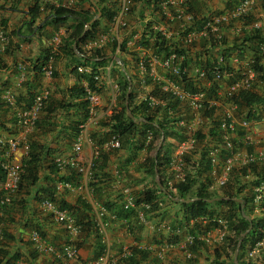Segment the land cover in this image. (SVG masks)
I'll return each mask as SVG.
<instances>
[{
  "label": "crops",
  "instance_id": "0c3cea01",
  "mask_svg": "<svg viewBox=\"0 0 264 264\" xmlns=\"http://www.w3.org/2000/svg\"><path fill=\"white\" fill-rule=\"evenodd\" d=\"M165 1L170 0H0V47L4 46V50L0 51V138L25 139L27 144L32 142L43 145L46 149L42 154L45 165L54 164L57 158H71L75 155L78 157L80 164L85 168L84 172L78 173L73 168L59 167L56 164L59 172L55 177L50 175L47 169L39 171L38 186L45 184L43 177L46 176L58 180L53 189L52 201L61 209L67 210L86 228L84 234L72 241L78 250L79 259H67L59 251L62 245L68 242L67 230L43 207V200L36 198V187L18 191L12 204L0 207V264H4L5 260L16 254L18 257L12 259L11 263L18 259L22 264H88L94 262L103 252L110 253V256L117 255L123 246L133 249V258L117 264H226L230 261L227 256L229 248H226V253L223 251L227 247V235H232L229 218H224L228 228L223 240L212 244L196 241L187 247L186 237L193 229L191 220L181 221L182 210L176 203L177 200L168 201L156 191L158 176L164 181L168 176V160L174 150L170 151V148L173 145L175 148L186 136L188 138L189 132L177 130L176 127H166L165 139L162 138L158 144H153V148H150V140L147 139L149 130L141 135L140 129L130 135L128 140H123L117 149L107 148L105 143L113 134L115 122L111 116L124 105L118 86L119 71L125 69L130 77L132 108L136 109L135 117L139 120V128H145L141 125L143 119L140 118L144 113L142 106H147L145 97L152 94L155 88L159 90L158 86L167 83L171 77L160 65L165 52L159 51L156 46V41L159 42L160 39L155 38L154 34L158 31L162 37L164 31L170 34V39L165 38L166 45H169L170 49L176 48L182 56L190 78V85L185 88L194 91L215 88L218 99L212 117L198 119L186 103L175 102L171 113L160 111L153 116L154 125L164 124L166 121L169 126L172 120L174 123L177 118L183 117L192 125L195 124L194 128H198L197 134L199 130L204 134L209 132L214 125L212 122L219 121L229 109L228 102L224 101L225 89L232 81L244 76L249 69L254 71V90L264 97V83L258 78L260 73L253 69L255 65H259L264 70V56L261 54V49L264 48V0H256L248 14L222 22L220 39L209 31L190 45L183 43L185 22L169 18L164 11ZM240 1L192 0L190 5H187L188 14L193 18L192 22L190 21L191 28L200 29L214 17L228 14ZM96 2L114 13L118 11L121 3H126L128 10L122 18L125 25L122 27L118 21H108L105 16H98ZM175 4L178 6V3ZM175 4L167 6V10H176ZM35 5L38 6L39 12L37 17L32 19L29 11ZM58 5L88 11L95 14L94 17L99 20L98 34L94 39L80 45L83 53H78L74 44L73 53L63 48V39L75 24V18L68 17L65 22L53 23L50 15ZM101 34L107 35L108 41L99 45L95 41ZM57 35L60 37L59 45L55 43ZM97 49L112 61L103 66L85 62L84 55ZM51 53L53 75L47 77L39 67ZM153 55L160 61L152 64V74L143 72L138 61L150 60ZM114 56L120 58L124 69L112 58ZM218 60L222 61L224 68L222 79L214 80L200 76L201 70L212 67ZM88 66L95 69V74L109 77L98 89L99 102L94 113L89 111L84 91L96 88L97 83L88 72H80L77 69ZM42 90L48 92L44 109L40 112L35 127L26 130L17 122L18 113L26 109L34 96ZM5 91H10L15 97L14 108L7 107L2 100ZM163 107L165 106H160ZM254 122L251 144L245 142L244 135H232L233 141L239 145L242 152L264 149V115ZM78 136L81 138V149L76 154L74 143ZM200 141L197 140L193 151L186 155L188 159L191 157L190 162L195 164H191L186 177L204 181V175L208 178L210 176L203 171H208V166L205 160H201L204 144ZM96 148L100 149L97 157L94 156ZM29 150V145L27 151L23 146L17 147L12 158L23 161ZM157 152L161 165L159 174L155 172L154 175L149 172V160L154 158ZM5 158V147L0 144V160ZM250 166H255V173L260 172L262 175L264 164ZM249 167L246 168L247 172ZM249 173L251 175L247 174V177L253 178V171ZM231 175L233 177V173ZM244 182L241 178V184ZM123 187H128L131 194L138 199H143L147 192H151L157 197L156 200L162 201L163 207L159 212H148L147 221L139 223L136 210H133L134 213L121 211ZM209 188L210 186H207L208 190ZM249 189L246 186L238 195L248 196L251 192ZM103 206L108 212L101 218L99 209ZM253 207L255 215H263L264 207L259 206L257 202H253ZM217 208L214 205L210 210L215 212ZM223 209H220V212ZM112 214H115L116 218H112ZM212 216L223 217L217 213ZM199 218L196 222V232L215 237L220 230V224L208 221L206 217ZM101 225L100 240L96 233ZM176 225L177 231L171 228ZM33 230L39 231L46 244L55 249L54 253L35 248L30 239ZM167 239H170L168 242L172 241L174 246L167 249L166 253H161L159 246ZM247 246L248 244L243 246L241 255ZM215 249H218L219 256L214 252ZM247 252L249 256L251 248ZM249 257H252V264H264V243Z\"/></svg>",
  "mask_w": 264,
  "mask_h": 264
},
{
  "label": "built area",
  "instance_id": "2783aa9c",
  "mask_svg": "<svg viewBox=\"0 0 264 264\" xmlns=\"http://www.w3.org/2000/svg\"><path fill=\"white\" fill-rule=\"evenodd\" d=\"M188 0H170L165 1L164 11L169 16V18H174L177 20H182L185 22V26L183 28V43L190 45L192 44L198 37L206 35L209 31L215 33L217 39H220L219 30L222 22L227 21L232 18H239L246 14H248L255 4L256 0H241L228 14H222L220 16L214 17L212 20L207 21L202 28L193 29L190 24L193 20L192 16L188 14L187 4ZM175 3H178L176 6ZM177 7L174 11H168L167 6ZM128 6L126 3H121L118 11L114 13L113 19L118 21L119 24L123 27L125 23L122 18L127 13ZM191 21V22H190ZM159 32V31H158ZM162 32V31H161ZM160 33V32H159ZM163 37L166 39H170V34L164 31L162 33ZM98 40L95 41L102 45L106 41H108V36L101 34L96 37ZM94 39V38H93ZM56 45L60 44V37L55 36ZM4 50V46L0 47V51ZM176 48H172L168 54H165L164 57L158 59L156 55H153L150 60L140 59L138 61L139 68L143 72H150L152 74L153 63L156 61H160V65L171 75L169 81L165 84L158 86L159 90L163 93H167L171 96L172 102L177 103H186L187 107L196 114L198 119L206 118L204 112L209 110L212 106H214L217 102L218 98H209L207 96V91L200 89L195 91L187 90L184 86V82H189L190 78L188 76V71L186 69L182 56L177 53ZM178 51V50H177ZM262 54L264 55V48L261 49ZM53 58V53L50 54L47 62L42 65L41 70L47 76L51 77L53 75V66L51 64ZM222 61H217L210 67V69H203L199 72L200 76L209 78L211 77L214 80H220L223 78L224 70L221 65ZM78 71L80 72H89L92 73L91 67H78ZM210 75V76H209ZM254 78V71L250 70L242 77L235 79L230 83L229 86L224 91L225 97H230L235 95L239 91L248 90L251 87L252 80ZM94 79L97 82V88H100L105 80V78L101 77L99 74L94 75ZM48 98V92L46 90H42L37 93L32 103L26 108L21 110L18 113L17 122L21 127H24L26 130L33 129L36 125V122L39 118V114L42 111L46 100ZM85 99L88 102L89 111L94 113L95 108L99 102V94L97 90L94 89H86L85 90ZM2 100L5 105L10 108L15 107V97L12 95L10 91H5L2 95ZM148 106V109H156L160 106L167 107L168 112H172L173 107L171 104H167L166 100H163L160 96L155 94H149L144 99ZM236 109V105L234 103H229V109L226 110L219 120L218 126L221 130V139L220 142H212L210 144L206 143L204 145V152L207 157L208 165H209V174L212 176L214 182L218 186H224L229 180L230 174L234 168L248 166L250 164L261 163L264 164V149L258 151H246L242 152L238 149L231 137L232 134L236 132L237 126H240L244 131V139L246 143L251 144L253 142L252 132L255 127V122L242 118L238 119L233 114ZM209 118V117H207ZM176 125L184 129L185 131L190 133V136L185 140L178 143L171 156L168 160V176L166 178V186L171 191H176V184L186 181V172H185V155L190 153L196 143L197 139L194 134L197 131L195 124L192 125L191 122L187 121L183 117H179L176 119ZM26 132V131H25ZM26 137V136H24ZM152 137L151 132L147 134V139L150 140ZM81 138L78 136L74 143V151L76 154L81 149ZM264 145V139L262 140ZM0 144L5 147V155L6 158L1 162V168L4 172L3 180L0 182V207L8 205L12 202L15 194L18 191L19 184L22 178V175L25 172V164L23 161H16L12 158L13 152L17 147L23 146L24 149L28 150V144L26 140H20L16 138H0ZM107 148L117 149L121 146V141L118 134L113 133L110 139L105 143ZM100 153V149L96 148L94 150V156L97 157ZM55 163L59 167L67 166L73 168L78 173L84 172L85 168L83 164H80L78 157L72 156L71 158H57ZM257 194L255 196V200H259L262 197V193L264 191V181L256 186L254 190ZM123 198L121 201V207L125 211L136 210V219L139 223H143L147 221L148 212L153 209V202L149 201H138L136 197H134L128 187H123L122 189ZM43 207L52 215V217L60 224L64 226V228L68 232V242L62 245L60 248V253L64 255L67 259L77 260L79 259L78 250L73 244V240L78 238L82 234V225L77 223L75 218L65 209H61L56 205L53 201L46 199L42 201ZM156 206L158 208L163 207L162 201L158 200L156 202ZM108 210L105 207H101L99 209V216L102 218L107 214ZM1 214V212H0ZM112 218H116L115 214L111 215ZM201 219H205L201 217ZM191 227L194 232H189L186 237V245L187 247L192 246L195 241H205L206 243H215L223 240L226 228L227 221L222 218L212 217L210 219L211 222L220 224V230L215 237L205 236L198 234L195 228V224L200 218H191ZM208 220V219H206ZM105 225V224H103ZM99 227V232L102 233V226ZM30 239L33 242V245L38 250H47L49 252L54 253L55 249L51 246H48L44 239L41 237L38 230H33L30 234ZM260 244V243H258ZM174 243L172 241H165L161 243L159 249L161 248V253L163 251L166 252L167 249L173 248ZM158 249V248H157ZM132 249L130 246H123L117 255L110 256L108 253L104 252L98 257L94 262H89L88 264H115L119 260H123L132 255ZM255 250H252L249 253V256ZM11 264H22L20 260H14Z\"/></svg>",
  "mask_w": 264,
  "mask_h": 264
},
{
  "label": "trees",
  "instance_id": "16d2710c",
  "mask_svg": "<svg viewBox=\"0 0 264 264\" xmlns=\"http://www.w3.org/2000/svg\"><path fill=\"white\" fill-rule=\"evenodd\" d=\"M191 2L192 0H188L186 6L187 5L189 6ZM95 7L97 8V11L101 12V16H105L108 21H111L113 19L114 16L113 11L101 7L100 3L98 2H96ZM38 12H39V8L37 5H35L30 9L29 14L31 18L34 19L37 17ZM50 16L52 18V22L55 24L65 22L68 17L75 18V24L72 25L71 30L68 32L67 36L64 37L62 42L63 48L64 49L67 48L68 51L72 53L75 48L77 49L78 53H83L80 45L85 43L87 40L94 38L100 31L99 20L95 19L92 21V18L95 16V14H90L88 11L76 10L71 7L58 5L57 7L53 8V11ZM85 25L87 26L85 27ZM154 36L158 40L160 39L159 42L156 41V46L159 48V51L163 50L165 54H168L171 49L169 45H166L165 38L160 36L158 32H155ZM73 44H75L74 49H73ZM175 51L179 53L177 49ZM45 60H47V56L44 59V61L40 64L39 67L40 69L42 65L45 63ZM84 60L87 63L91 62L94 65H98V66H103L108 61H112L110 58H107L105 57V55L101 54V51L98 49L93 52H90V54L88 55L85 54ZM206 69H210V68H206ZM253 69L255 70V72L260 73L258 78L264 83L263 67L259 65H255ZM119 74L120 76H119L118 86L120 91V98L124 102V105L120 111H118L116 114L111 116V119L115 122L113 126V132L118 134L121 142L123 140L125 141L128 140L130 135H133L139 129L141 130L140 132L141 135H144L147 132V130L151 129L155 132V137L157 135H160V137L164 136L165 138L166 127H174L173 120L172 123L169 124V126L167 123H165L166 121L164 122V124L158 123L154 125L155 122L153 116L160 111L162 113H166L168 111L167 107H163V108L158 107V109L151 112V110L147 109L146 105L142 106L144 113L140 115V118L143 119L141 125L144 126L145 128H139L140 123L136 122L137 118L135 117L136 109L132 108V92L129 89L131 83L130 77L126 75L122 70L119 71ZM256 84L257 83H255V85ZM188 85H190V83L184 82V86L186 88ZM190 91H194V90H190ZM206 91L208 97L216 98L215 88L214 89L210 88ZM81 94H83V91ZM152 94L160 96L163 100H166L167 104H171L170 106L172 107L175 106V102L171 101L170 99L171 96L169 94L163 93L157 88L154 89V92ZM225 99L226 102L228 103L232 102L236 105V112L239 115V118H245L251 121H255L260 119L261 116L264 115V97H262L260 93L254 90V85H252L248 90L239 91L235 95L226 97ZM214 108L215 107L212 106L209 110H206L205 113L207 112L208 115L214 114ZM127 110L130 112V114L127 113ZM212 124H214L213 128H210L208 134L216 135V137L219 138L220 137L219 132L221 130L218 126L217 120L215 122H212ZM244 133L245 131L242 130L241 127L237 128V134L239 136H243ZM155 137H153L149 143L150 148L154 147L153 144L155 143ZM234 144L236 146H239L235 142ZM28 145L30 150L28 152L26 159L23 160L25 164V172L22 175L18 191H22V190L26 191L29 187H36L34 189H37L36 191L37 194L39 193V195L36 194V198L38 200L40 201L42 200L44 201L46 199L53 200L52 199V194L54 193L53 189L55 188V184L57 183L58 180L56 181V179H53L50 176H46L43 177L44 179L43 181L45 184H40L38 186L40 181L39 171L41 169L42 170L47 169L49 170L50 175H53L55 177L59 172V168L56 165V163L54 164L50 163L48 165H45V162L42 159L43 158L42 154L43 152L46 151V149L43 145L32 142H30ZM159 151L160 150L158 149V152ZM158 152L155 154L154 158H151L149 160L150 161L149 172L154 175L155 172L157 173V175L159 174V166L161 165V162L159 161L158 158ZM201 153H202L201 160L206 161L205 153L203 151ZM187 160L189 159L187 158ZM1 162L2 160H0V182L3 180L4 177V172L1 168ZM250 167H249V172L253 171L254 174L253 178H251L250 176L246 177L247 174H250L249 172H247L248 168L237 169L234 171L231 181L222 187L220 194H215L207 189V186H209L210 184L207 175H204L205 178L204 181H200L196 178H191V177L186 178L185 182L178 183L176 185V194H173L172 191L168 190L167 187L165 186L164 180L160 176H158V183L162 185V189L158 186L156 191L164 195L168 201H173L174 198L178 199L176 203H178L180 209L182 210L181 221L183 222L189 221V219L191 218L197 219L198 217H202V216L207 217V219L211 218V216L214 213V211H211L209 208L211 206L223 205L224 207H226L225 209L222 210L221 215L231 220L229 229L231 230L232 235H227L226 237L227 247L223 249V251L226 253V248H229V251L227 253L228 259L230 252L231 251L235 252V249L239 244L236 257L235 258L232 257L231 260L229 259L230 261L226 264H252L249 261L248 262L243 261L240 252L243 246H245L246 244H248V246L250 247H253L256 242H259L264 238V213L262 216L255 215L254 207H253V199L255 196L253 188L262 181H264V171L262 172L261 175L260 172L255 173L256 172V168L254 169L255 166H252L251 169ZM241 178L242 180L245 181L244 184H241ZM246 186L250 188L249 191L251 192H249L248 196H239L238 194ZM49 195L51 196L49 197ZM156 199L157 197L154 196V194L151 192H147L143 199L137 198L138 201L145 200V201L153 202L154 204L152 211L159 212L161 208H158L156 206V202H155ZM238 199H241V202H239ZM14 200L15 199L13 198L10 204H12ZM260 206L264 207V195H263V200L260 203ZM121 211L131 213V211L133 210L125 211L121 207ZM81 225H82V234H84L86 228L84 227L83 224ZM196 227H198L197 224L195 228ZM171 228L173 230L177 229V225ZM96 236H98L101 240V234L99 233L98 230ZM100 242L103 243L102 241ZM102 248L103 247H101V250ZM214 252L216 253V255L219 256L220 253L218 249H215ZM132 256L123 259L119 262L125 263L128 260H132L133 258ZM15 257H18L17 254L11 256L3 263L11 264V260L15 259ZM215 264H220V263L217 262Z\"/></svg>",
  "mask_w": 264,
  "mask_h": 264
},
{
  "label": "clouds",
  "instance_id": "9594fccd",
  "mask_svg": "<svg viewBox=\"0 0 264 264\" xmlns=\"http://www.w3.org/2000/svg\"><path fill=\"white\" fill-rule=\"evenodd\" d=\"M96 19H97V18H96ZM86 26H87V25H85V27H86ZM92 39H93V38H92ZM74 46H75V44H74ZM76 50H77V49H76ZM262 55H263V54H262ZM263 56H264V55H263ZM47 60H48V59H47ZM46 62H47V61H45V63H46ZM45 63H44V64H45ZM121 64H122V63H121ZM118 65H120V64L118 63ZM122 66H123V65H122ZM88 67H91V68H92V73H89V72H88L89 75H91L92 78H93V80L96 81V80L94 79V75H95L94 71H95V69H94L92 66H88ZM121 68H122V67H121ZM123 69H124V67H123ZM252 71H253V70H252ZM123 72L126 74L125 69L123 70ZM126 75H127V74H126ZM100 76L103 77V78H105V80H104L103 83H105V82L108 80V78H109L108 76H102V75H100ZM96 83H97V82H96ZM96 86H97V85H96ZM91 89H94V90H97V91H98L99 88L96 87V88H91ZM84 92H85V91H84ZM84 95H85V94H84ZM228 104H229V103H228ZM44 106H45V105H44ZM43 108H44V107H43ZM157 108H158V107H157ZM157 108H156V109H157ZM147 109H148V106H147ZM148 110H150V109H148ZM151 110H152V109H151ZM154 110H155V109H154ZM235 111H236V109H235L234 112H233L234 115H235ZM127 113H128V110H127ZM129 114H130V113H129ZM204 115H205V112H204ZM205 116L209 117V116H211V115H205ZM235 117H236V115H235ZM238 119H242V118H239V117H238ZM141 120H142V118H141ZM137 121L139 122V120H137ZM137 121H136V122H137ZM217 122L219 123V121H217ZM173 124H176V121H174ZM176 127H177V126H176ZM238 127H240V126H237V128H238ZM178 128L181 129V130H183V131H185L184 129H182V128L179 127V126H178ZM241 129H242V128H241ZM242 130H243V129H242ZM197 131H198V130H197ZM197 131L195 132V134L197 133ZM149 132H150V130L148 131V133H149ZM218 132H219V131H218ZM113 133H114V132H113ZM235 133H237V129H236V132H235ZM195 134H194V136H195ZM233 134H234V133H233ZM233 134H232V135H233ZM244 134H245V133H244ZM237 135H238V134H237ZM219 136L221 137V131L219 132ZM161 137L164 138L163 136H161ZM220 137H219V138L217 137L216 140L214 139L213 142H218V141L220 142V139H221ZM162 138H161V139H162ZM186 138H187V137H186ZM186 138H185V139H186ZM151 139H152V137H151ZM151 139H150V141H151ZM185 139H184V140H185ZM196 139H197V138H196ZM231 139H232V141H233V138H232V137H231ZM233 142H234V141H233ZM211 143H212V142H211ZM235 146H236V145H235ZM236 147H237L238 149H240L239 146H236ZM192 151H193V150H192ZM192 151H191V152H192ZM202 151L204 152V145H202ZM204 153H205V152H204ZM27 155H28V153H27ZM186 155H190V154L187 153ZM186 155L184 156V157H185V160H187ZM205 157H206V155H205ZM205 164L208 166V175L210 176V178H212V176L209 174V165H208L207 157H206V162H205ZM256 164H257V163H256ZM250 165H252V164H250ZM250 165H248V166H244V167H238V168L236 167V168L233 169V171L231 172V174L234 173V171L237 170V169H240V168H247V167H249ZM207 166H205V167L207 168ZM231 174H230V177H232ZM230 177H229L228 182L230 181ZM246 177H247V175H246ZM186 178H187V177H186ZM212 179H213V178H212ZM213 182H214V180H213ZM228 182H227V183H228ZM262 182H263V181H262ZM164 183H165V186H166V180L164 181ZM181 183H182V182H181ZM227 183H226V184H227ZM158 184H159V183H158ZM177 184H178V183H177ZM177 184H176V185H177ZM215 184H216V183H215ZM259 184H260V183H259ZM259 184H258V185H259ZM216 185H217V184H216ZM158 186H159V185H158ZM209 186H210L209 191H211V190L213 189L214 186H212L211 184H210ZM224 186H225V185H224ZM166 187H167V186H166ZM221 187H223V186H221ZM255 188H256V186L253 188V191L255 190ZM167 189H168V188H167ZM168 190H169V189H168ZM170 191H171V190H170ZM211 192H212V191H211ZM172 193H175V194H176V191H172ZM254 193H255V196H256L257 193H256L255 191H254ZM263 195H264V191H263V193H262V197H261V199H259V200H257V201L255 200V196H254L253 202H254V203L257 202V204H259V206H260V203H261L262 200H263ZM174 199L178 200L177 198H174ZM51 201H52V200H51ZM144 201H145V200H144ZM157 201H158V200H156L155 202H157ZM103 207H104V206H103ZM132 210H133V209H132ZM213 214H214V213H213ZM218 215H219V214H218ZM219 216H220V215H219ZM212 217H218V216H211V218H212ZM198 218H199V217H198ZM211 218H209L208 221H210ZM218 218H220V217H218ZM224 218H225V217H222V219H224ZM206 219H207V217H206ZM77 223H78V222H77ZM214 225H215V224H214ZM227 228H228V225H227ZM175 231H177V229H176ZM190 232H193V229H192ZM195 232H196V231H195ZM99 233H100V232H99ZM100 234H101V236H102V233H100ZM81 235H82V234H81ZM167 240L169 241L170 239H167ZM167 240H166V241H167ZM197 241H198V240H197ZM164 242H165V241H164ZM195 242H196V241H195ZM258 243H260V244H258ZM263 243H264V238H263L261 241L256 242L255 245H254L253 247H250V246H249V247L251 248V251H252V250L257 251V250L261 247V245H262ZM74 245H75V244H74ZM238 246H239V244H238ZM238 246H237V248H236V255H237V252H238ZM131 249H132V248H131ZM132 250H133V249H132ZM103 253H104V252H103ZM165 253H166V252H165ZM254 253H255V252H254ZM254 253H253V254H254ZM132 254H133V251H132ZM253 254H252V256H253ZM236 255H235V257H236ZM130 256H132V255H130ZM130 256H129V257H130ZM235 257H234V258H235ZM77 260H78V259H77ZM119 261H121V260H119ZM119 261H118V262H119ZM118 262H116L115 264H117Z\"/></svg>",
  "mask_w": 264,
  "mask_h": 264
},
{
  "label": "rangeland",
  "instance_id": "374dc122",
  "mask_svg": "<svg viewBox=\"0 0 264 264\" xmlns=\"http://www.w3.org/2000/svg\"><path fill=\"white\" fill-rule=\"evenodd\" d=\"M210 98V97H209ZM224 101H226V99H224ZM224 104V103H223ZM158 109V108H157ZM156 110V109H155ZM235 113H236V118L239 116L238 114H237V112L235 111ZM205 115H208V113L206 112L205 113ZM238 119V118H237ZM173 126L174 127H176L177 125L176 124H173ZM208 126V125H207ZM206 126V127H207ZM177 128V130H181V129H179L178 128V126L176 127ZM263 129H264V127H263ZM176 130V129H175ZM181 131H183V130H181ZM208 131H209V129H208ZM150 132H151V134H152V138L153 137H155V132L153 131V130H151L150 129ZM187 137V136H186ZM185 137V138H186ZM161 138L162 137H160V135H157L156 137H155V145L156 144H158L159 142H160V140H161ZM184 138V139H185ZM195 138H197V140L198 141H200V142H202V144H206V143H208V144H210L211 142H213V140L215 139H217V137H216V135H210V134H208V132L207 133H201L200 132V130H199V133L197 134H195ZM165 139V138H164ZM183 139V140H184ZM182 140V141H183ZM174 149V145H173V147H171L170 148V151H172ZM202 150V149H201ZM193 154H195V152L193 153ZM202 154V153H201ZM193 158V157H192ZM190 159H191V157H190ZM190 159L189 160H185V172H187L191 167V164L192 165H194L195 166V164H193V162H190ZM205 172L208 174V171H206L205 170ZM208 177V176H207ZM209 181H210V184L212 185V186H214L213 187V189L211 190L213 193H215V194H220L221 193V190H222V187H220V186H218V185H216L215 184V182H213V179L212 178H209ZM211 207H213V206H211ZM211 207H209V208H211ZM216 207H218L217 209H215V212L214 213H217V214H220L221 215V212H220V209H223V208H225L223 205H221V206H216ZM217 211V212H216ZM256 213V212H255ZM168 241V240H167ZM250 249V247L249 246H247V248H246V250L244 251V252H242V255H241V258L243 259V261H245V262H251V258L252 257H249L248 255H247V250H249ZM235 255H236V249H235V252H230V255H229V259L231 260L232 259V257H235ZM164 257H165V255H164ZM245 258V259H244ZM211 264H213V263H211Z\"/></svg>",
  "mask_w": 264,
  "mask_h": 264
},
{
  "label": "water",
  "instance_id": "95a60500",
  "mask_svg": "<svg viewBox=\"0 0 264 264\" xmlns=\"http://www.w3.org/2000/svg\"><path fill=\"white\" fill-rule=\"evenodd\" d=\"M100 15H101V12L98 11V16H100ZM95 19H96V17H93V18H92V21L95 20ZM112 58H114V60H116L117 63H119V64L121 65V67L123 68V66H122V64H121V60H120L119 57L114 56V57H112ZM129 113H130V112L128 111V114H129ZM137 122H138V121H137ZM158 185H159V187L162 189V185H161V184H158ZM238 201L241 202V199H238Z\"/></svg>",
  "mask_w": 264,
  "mask_h": 264
}]
</instances>
